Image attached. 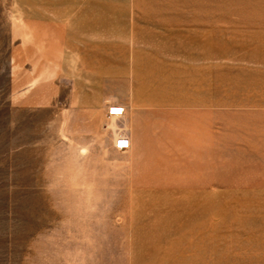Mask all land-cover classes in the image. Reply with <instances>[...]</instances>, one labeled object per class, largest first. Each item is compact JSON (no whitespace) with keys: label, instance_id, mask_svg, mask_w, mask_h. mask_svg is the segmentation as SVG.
<instances>
[{"label":"rangeland","instance_id":"rangeland-1","mask_svg":"<svg viewBox=\"0 0 264 264\" xmlns=\"http://www.w3.org/2000/svg\"><path fill=\"white\" fill-rule=\"evenodd\" d=\"M262 188L264 0H0V264H264Z\"/></svg>","mask_w":264,"mask_h":264},{"label":"crops","instance_id":"crops-1","mask_svg":"<svg viewBox=\"0 0 264 264\" xmlns=\"http://www.w3.org/2000/svg\"><path fill=\"white\" fill-rule=\"evenodd\" d=\"M183 188H185L184 190H187L189 192H200L202 191V189H204V187H196V186H183ZM205 188H207V191L211 194V193H215V192H222L223 190H227V191H231L233 190L232 188H224V189H220V188H217L216 186H205ZM182 189V188H181ZM243 190H239V191H249L247 190L245 187L241 188ZM238 191V190H237ZM252 191V190H251ZM252 195H257V194H264V188H262V190H260L259 192H251ZM219 195H222V193H220ZM189 198V196H188ZM215 202L213 201H210V203L208 205H206L205 207H201L200 205H194V206H191V209L190 210H197L199 211V215L200 217L203 215L205 216L206 214L208 215L209 212L207 210H211V209H218V207H214L216 204H214ZM239 203V202H238ZM237 203V204H238ZM240 206H238L239 208H245L246 206H244L242 203H239ZM230 207V206H228ZM221 208V207H220ZM223 210V209H222ZM228 210V209H227ZM208 217V216H207ZM203 218V217H202ZM264 218V217H263ZM207 223L210 225H213V224H216L218 222V220L216 218H213V216H209L208 219H207ZM206 220L205 219H202L200 220L199 224H204L206 223L205 222ZM234 221H231V223H233ZM236 224V223H235Z\"/></svg>","mask_w":264,"mask_h":264},{"label":"built area","instance_id":"built-area-1","mask_svg":"<svg viewBox=\"0 0 264 264\" xmlns=\"http://www.w3.org/2000/svg\"><path fill=\"white\" fill-rule=\"evenodd\" d=\"M116 107L117 106L108 107L107 113H106L108 117H117V116L122 114L121 111L120 112L114 111V109ZM120 108L123 110L122 107H120ZM130 145H131L130 139L127 136L122 135V134H119L115 138L114 143H113L114 148L117 150H126V149L130 148Z\"/></svg>","mask_w":264,"mask_h":264},{"label":"bare ground","instance_id":"bare-ground-1","mask_svg":"<svg viewBox=\"0 0 264 264\" xmlns=\"http://www.w3.org/2000/svg\"><path fill=\"white\" fill-rule=\"evenodd\" d=\"M206 13H207V10H206ZM199 27V26H198ZM193 34V33H192ZM206 35V34H205ZM204 36V35H203ZM210 39V38H209ZM208 40V39H207ZM204 42V41H203ZM218 55V54H217ZM103 57V56H102ZM219 56H217V58H218ZM211 59V58H210ZM217 78H219V76H217ZM114 111H116V112H120L121 111V113H122V109L120 108V107H116L115 109H114ZM237 129V128H236ZM234 130V129H233ZM238 130V129H237Z\"/></svg>","mask_w":264,"mask_h":264}]
</instances>
